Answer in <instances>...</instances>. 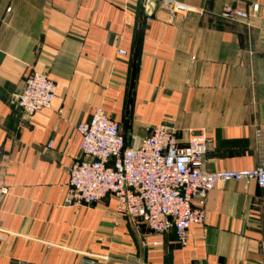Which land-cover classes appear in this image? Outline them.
<instances>
[{
    "label": "crops",
    "instance_id": "obj_1",
    "mask_svg": "<svg viewBox=\"0 0 264 264\" xmlns=\"http://www.w3.org/2000/svg\"><path fill=\"white\" fill-rule=\"evenodd\" d=\"M169 2L204 15L172 17ZM234 4L248 22L221 18ZM33 73L56 97L26 120L12 98ZM99 109L128 143L158 126L182 144L204 136L208 173L257 168L264 0H0V264H264V190L254 182L211 191L186 247L175 232L156 236L119 216L112 198L65 206L83 159L76 127Z\"/></svg>",
    "mask_w": 264,
    "mask_h": 264
},
{
    "label": "built area",
    "instance_id": "obj_2",
    "mask_svg": "<svg viewBox=\"0 0 264 264\" xmlns=\"http://www.w3.org/2000/svg\"><path fill=\"white\" fill-rule=\"evenodd\" d=\"M164 7L172 17L204 15V11L178 2ZM221 18L248 22L251 16L243 5L234 4L223 8ZM119 55L125 57L127 53L120 50ZM23 82V91L12 101L24 119L52 110L56 86L47 75L29 74ZM76 131L82 138L83 159L69 171L65 206H92L112 198L119 216L146 226L156 236L175 232L183 247L189 243L192 227L205 225L207 197L217 186L254 182L264 190V161L248 171L206 172L210 143L202 135L182 144L174 132L158 126L146 138L132 136L128 143L121 126L100 109ZM257 137L260 139L262 132ZM47 147L52 148V144Z\"/></svg>",
    "mask_w": 264,
    "mask_h": 264
},
{
    "label": "water",
    "instance_id": "obj_3",
    "mask_svg": "<svg viewBox=\"0 0 264 264\" xmlns=\"http://www.w3.org/2000/svg\"><path fill=\"white\" fill-rule=\"evenodd\" d=\"M150 6H151V5H150ZM149 10H150V11H152V8H151V7H149Z\"/></svg>",
    "mask_w": 264,
    "mask_h": 264
}]
</instances>
